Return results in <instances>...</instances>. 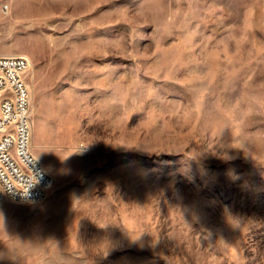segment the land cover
<instances>
[{"label": "rangeland", "instance_id": "374dc122", "mask_svg": "<svg viewBox=\"0 0 264 264\" xmlns=\"http://www.w3.org/2000/svg\"><path fill=\"white\" fill-rule=\"evenodd\" d=\"M0 55L53 179L0 264H264V0H0Z\"/></svg>", "mask_w": 264, "mask_h": 264}, {"label": "built area", "instance_id": "2783aa9c", "mask_svg": "<svg viewBox=\"0 0 264 264\" xmlns=\"http://www.w3.org/2000/svg\"><path fill=\"white\" fill-rule=\"evenodd\" d=\"M7 9V5L2 6ZM29 61L23 55H0V200L38 202L53 179L31 151L32 118L26 82ZM30 196L23 193L26 187Z\"/></svg>", "mask_w": 264, "mask_h": 264}, {"label": "clouds", "instance_id": "9594fccd", "mask_svg": "<svg viewBox=\"0 0 264 264\" xmlns=\"http://www.w3.org/2000/svg\"><path fill=\"white\" fill-rule=\"evenodd\" d=\"M36 183H33L30 187H26L25 192L23 193V195L25 197H29L30 196V192L29 189L32 188Z\"/></svg>", "mask_w": 264, "mask_h": 264}, {"label": "bare ground", "instance_id": "6f19581e", "mask_svg": "<svg viewBox=\"0 0 264 264\" xmlns=\"http://www.w3.org/2000/svg\"><path fill=\"white\" fill-rule=\"evenodd\" d=\"M27 3V2H26ZM24 9H25V7H23ZM28 8V7H27ZM22 11H20V13H21Z\"/></svg>", "mask_w": 264, "mask_h": 264}]
</instances>
